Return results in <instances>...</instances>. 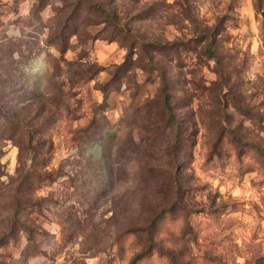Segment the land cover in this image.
<instances>
[{
    "label": "rangeland",
    "instance_id": "obj_1",
    "mask_svg": "<svg viewBox=\"0 0 264 264\" xmlns=\"http://www.w3.org/2000/svg\"><path fill=\"white\" fill-rule=\"evenodd\" d=\"M143 250L264 264V0H0V264Z\"/></svg>",
    "mask_w": 264,
    "mask_h": 264
},
{
    "label": "trees",
    "instance_id": "obj_2",
    "mask_svg": "<svg viewBox=\"0 0 264 264\" xmlns=\"http://www.w3.org/2000/svg\"><path fill=\"white\" fill-rule=\"evenodd\" d=\"M162 82H163V87H164V89H165V85H166V82L167 81H165V78L164 77H162ZM165 91V90H164ZM68 96H69V94H68V92H65V93H63V97L65 98H68ZM161 107L165 110V111H167L168 113H171V105H170V103L166 100V99H163L162 101H161ZM49 144H48V148H47V150L49 151V150H51V143L50 142H48ZM20 147V155H19V161H20V158L22 157V147L21 146H19ZM23 169L24 168H22V167H20V166H17V168H16V173H18L19 174V178H20V180H19V184H23V182H25V180H27V178H28V174L26 173V171L27 170H25V172L23 173ZM38 179V181H40L41 180V178H37ZM29 192H28V187L26 188H23L22 190L19 188V186L17 187V191L15 192V194H14V196H13V201H12V208L11 209H14V211L16 212V213H18L19 214V217H23L24 215H25V210H23V212L21 213V211H22V209H24V208H20V205L24 202L25 203V200H24V197H25V195H27ZM15 197V198H14ZM24 223V222H23ZM23 226H22V229L24 230V231H28L29 229H28V226L27 225H25V224H22ZM146 254V252H145V250H143V251H141V252H139V253H137L135 256H134V258L132 259V261H131V264L134 262V260L135 259H137V258H140V257H142V255H145Z\"/></svg>",
    "mask_w": 264,
    "mask_h": 264
}]
</instances>
